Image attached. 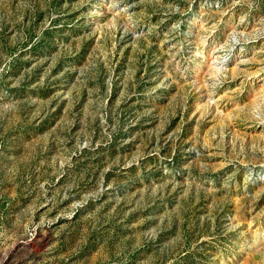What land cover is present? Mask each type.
<instances>
[{"label":"rangeland","instance_id":"374dc122","mask_svg":"<svg viewBox=\"0 0 264 264\" xmlns=\"http://www.w3.org/2000/svg\"><path fill=\"white\" fill-rule=\"evenodd\" d=\"M0 264H264V0H0Z\"/></svg>","mask_w":264,"mask_h":264}]
</instances>
